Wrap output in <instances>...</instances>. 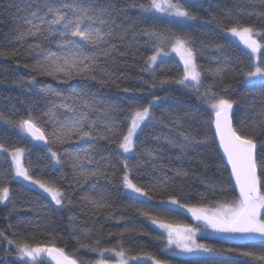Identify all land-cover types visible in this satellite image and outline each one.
Segmentation results:
<instances>
[{
  "label": "snow or ice",
  "instance_id": "obj_1",
  "mask_svg": "<svg viewBox=\"0 0 264 264\" xmlns=\"http://www.w3.org/2000/svg\"><path fill=\"white\" fill-rule=\"evenodd\" d=\"M193 2L124 0L123 4L118 5L116 0H24V6L20 7L15 0H8L7 11L15 21L12 29L15 35L11 38L19 41L21 48L28 50L31 60L26 59L22 65L19 60H15L19 48L0 47V57L13 58L15 63L35 73L26 81L12 80L17 87L28 91L37 84V76L51 78L60 84H68L70 81L115 83L109 65L120 63L119 58L128 55L127 51L120 50L119 44L129 41V38V42L135 41L137 37L144 38V42L153 49L152 54L145 58V66L141 71L153 77L150 86L155 87L158 59L175 53L183 64L182 75L175 79L163 78L158 83L161 86L176 84L193 94L203 105L200 111L206 112L209 120L201 132L203 138H206L209 131L214 129V139L218 141L223 158H226V168H230V182L234 181V190L238 191L234 199L206 200L201 193V202L189 203L169 194L167 199L159 203L171 207H165L163 211L151 210L155 206L147 202L154 199L157 185L145 186L135 182L132 173L141 163L138 161L133 165L130 161L135 155L139 134L155 120L153 108L162 99L160 96H154L146 105L105 108L110 102L100 95L85 91L82 85H76L71 90L48 85L42 88V91L47 92L43 109L35 108V102L28 103L25 115L18 116L14 109L11 115L0 112V122L11 126L17 132L18 139L25 143L42 142L48 153L49 167L55 169L57 166H66L71 169L70 184L83 185L90 180L100 179L112 183L116 176V166L111 164V152L102 149H110L114 145L117 149L115 154L122 164L119 185L133 198H144L138 203L146 204L147 207H138L137 213L159 230L154 238L163 239L164 251L174 257H193L197 264H213L208 257L231 255L248 258L244 264L264 262V251L238 247L216 248L199 243L196 238L200 233L203 236L213 234L233 239L259 237L264 241V96L258 100L253 98L251 112L234 123L236 116L233 109L238 101L231 98L232 85H223L226 70L199 65L197 48L190 34L169 32L151 26L163 23L161 17L173 21L196 20L197 16L190 11ZM248 2L255 5L257 0ZM259 3L264 4V0H259ZM130 11L139 13L136 19L129 18ZM235 11L238 15L229 11L220 18L215 15L212 17L213 21L223 25L222 31L227 35L225 43L212 42L207 47L219 54L218 58L227 60L226 45L242 46L239 47L240 54L250 61L247 70L239 69L244 81H258L264 85V27H257L251 19L244 21L241 18L246 15L249 18L257 16L264 19V12H258L255 7L246 9L239 4H236ZM140 23L148 26L140 27ZM232 70L236 71L235 67ZM205 73L213 77L212 83L206 82ZM217 84L221 85L218 90ZM122 91L142 93L144 90L125 87ZM21 103L25 104L24 101ZM172 123L177 129H183L180 118L173 119ZM178 135V140L171 136L154 135L152 138L163 139L166 144L178 147L180 155L177 159L188 156L189 150L197 151L196 146L204 142L200 134H194L191 130H181ZM100 141L105 143L101 145ZM26 151L30 149L12 144L0 136V161H7L10 170L0 176V204L5 207L13 204L8 185L12 178H19L38 189L39 194H46V199L50 198L52 207L45 205L49 213L73 205L71 195L63 190L57 180L31 173L30 168L24 164ZM144 152L149 158L148 162L157 157V153L150 148H145ZM201 163L208 166L204 158H201ZM109 168L113 170L109 171ZM170 170L177 177L188 175L182 167ZM62 175L68 176L69 173L65 171ZM205 183L206 187L216 190L215 185ZM96 189L93 183L79 196L82 210L103 212L111 209L112 205L106 200L104 192ZM180 210H186L192 219L200 222L203 231L201 227L173 223L164 215V212ZM108 218L119 221L123 216L115 217L109 212ZM67 219L73 227L72 238L77 241L79 248L96 253L97 259L83 260L76 255V251L69 252L66 246H58L51 233L48 239L38 240L34 235L20 231L13 232V238H9L8 234L0 231V246L7 245L3 251L12 255L14 250L16 257L15 261L6 260L4 264H112V261L105 258L106 253L117 258L115 264H144L145 260L152 264H166L151 253L131 255L122 241L114 247H102L100 240L85 243L84 240L90 239L88 233L92 229L77 225V215L70 214ZM138 234L149 235L146 232Z\"/></svg>",
  "mask_w": 264,
  "mask_h": 264
},
{
  "label": "trees",
  "instance_id": "obj_2",
  "mask_svg": "<svg viewBox=\"0 0 264 264\" xmlns=\"http://www.w3.org/2000/svg\"><path fill=\"white\" fill-rule=\"evenodd\" d=\"M15 3L20 7L24 6V0H15ZM116 3L118 5L123 4L124 0H116ZM7 4L8 0H0V47L19 48V55L14 59L19 60L22 65L26 59L30 61L31 57L26 48L20 47L19 41L11 38L15 35L12 31L15 21L8 14ZM236 4L246 9L255 7L258 12H264V4L259 3V0L255 5L249 3L248 0H197L193 2V6L190 8V11L197 16L196 20L178 22L161 17L163 23L151 25L169 32L190 34L197 48V63L204 68L219 67L226 70L223 85H232V88H230L231 98L238 101L233 109L236 116L234 123L251 112L250 105L253 98L258 100L264 96V85H261L258 81L246 83L243 73L239 71L241 68L247 70L250 64L249 59L240 54L239 47L241 46L227 47L226 45L225 55L229 57L227 60L222 57L218 58L219 54L207 47L212 42L225 43L226 34L222 31L223 25L213 21L212 17L215 15L220 18L225 12L229 11L233 15H238L235 11ZM137 15H139L137 11H130L129 18L134 20ZM241 18L244 21L251 19L255 21L257 27H264V19H259L257 16L249 18L242 15ZM139 26L145 27L148 25L140 23ZM130 40L131 38H129ZM129 41L119 44L120 50L127 51L128 55L120 57V63L109 65L115 83L108 84L91 81H70L68 84H60L51 78L37 76V84L28 91H24L13 84L12 80L23 79L26 81L35 73L15 63L13 58L0 57V112L11 115L14 109L18 116L25 115L26 104L33 102H35L33 103L35 108L43 109L47 101V92L42 91V88H46L48 85L61 90H71L76 85H82L85 91L100 95L105 101L110 102V104L105 105V108L115 106L127 108L133 104L146 105L154 96H160L162 99L153 108L155 120L148 129L139 134L135 155L130 161L133 165L138 161L141 163V166L134 168L132 173L135 182L145 186L157 185L154 199L147 202L155 206L151 210L163 211L165 207H170L162 206L159 203L160 200L167 199L169 194L176 195L181 201L189 203L201 202V193L206 200L234 199L237 193L234 190L233 182H230L229 170L219 153L217 141L213 136V129L209 131L206 138H203L201 132V129L207 126L209 120L208 114L200 111L203 105L193 94L181 89L176 84L161 86L158 83L160 79H175L182 75L181 65L173 58L158 60V67L155 72L157 83L155 87H151L153 77L142 72L141 69L145 66V58L152 54L153 49L144 42L142 37H137L132 42ZM201 48H203L202 51ZM52 50H56L54 46H52ZM233 67L236 71L232 70ZM204 78L209 84L213 81V77L207 73H205ZM216 79L219 78L216 77ZM145 81H148V83H145ZM125 87L143 88L144 91L142 93H125L122 91ZM216 87L218 90L221 85L217 84ZM129 97H132V99H129ZM21 101H24L25 104H22ZM189 112L192 114L188 115ZM177 118L181 119L183 129H177L176 125L172 123L173 119ZM181 130H191L194 134H200L204 139L203 143L196 146L197 151L189 150L188 156L182 159H177L180 155L178 147L166 144L163 139L155 140L152 138L154 135H158L161 137L171 136L178 140L180 139L178 133ZM0 136L12 144L24 147L26 150L30 149L25 153V166L29 167L34 175L57 180L63 190L71 195L74 202L73 205L65 207L62 211L49 213L45 207V205L52 207L49 198L46 199L44 194H39V190L12 178L8 186L13 204H9L7 207L0 204V231L8 234L9 238H13V232L20 231L27 235H34L38 240H46L49 238L48 234L51 233L55 237L58 246H66L69 252L76 251V255L83 260L97 259L98 255L96 253L79 248L77 241L72 238L73 227L69 225L67 217L74 214L78 216L77 225H84L92 229L88 233L90 239L84 240L85 243L100 240L102 247H114L122 241L124 248L129 250L131 255L147 252L157 259L165 261L166 264H197L196 259L193 257L178 258L171 255L170 252H165V241L154 238L159 230L136 211L138 207L144 208L147 205L138 203L143 199L133 198L132 195L126 194L118 183L122 164L115 154L117 149L114 145L110 149H102L111 152V164L116 166V176L113 178L112 183L100 179L77 185L69 183L71 169L66 166H57L55 169L48 166V153L45 147L19 140L17 132L11 126L2 122H0ZM104 143L103 141L99 142L101 145ZM145 148H150L157 153L155 160L148 162L149 158L145 155ZM201 158H204L207 167L201 163ZM177 167H182L188 172V175L177 177L175 172L170 170ZM112 170V168H109V171ZM9 171L8 162L0 161V176ZM65 171L69 173L68 176L62 175ZM205 182L215 185L216 190L213 191L211 187H206ZM93 183L96 184L97 191L104 192L106 200L112 205L111 209L95 212L94 210L85 211L80 208L82 202L79 201V196ZM221 188L223 191H221ZM109 212L113 213L115 217L123 216V219L118 221L116 218H108ZM164 215L173 223L193 225L191 217L182 211L164 212ZM9 224L12 225L11 228H9ZM139 232H146L149 235H140ZM198 241L216 248L238 247L256 252L264 251V241H261V239L233 241L220 237H200ZM6 247L7 245L0 246V264H4L6 260L15 261L16 259L14 250L12 255H8L3 251V248ZM105 258L111 260L110 256L106 255ZM207 259L212 261L213 264H237V262L244 264L248 260V258L235 255L213 256ZM130 264H135V262H130ZM249 264H264V262L255 261L249 262Z\"/></svg>",
  "mask_w": 264,
  "mask_h": 264
},
{
  "label": "rangeland",
  "instance_id": "obj_3",
  "mask_svg": "<svg viewBox=\"0 0 264 264\" xmlns=\"http://www.w3.org/2000/svg\"><path fill=\"white\" fill-rule=\"evenodd\" d=\"M194 1H197V0H194ZM162 18H165V17H162ZM165 19H168V18H165ZM178 22H186V21H178ZM226 34V33H225ZM227 35V34H226ZM230 38V37H229ZM231 39V38H230ZM242 47V46H241ZM163 58H165V59H167V58H173V59H175L180 65H181V67H182V70H183V64L180 62V59H179V57L175 54V53H172L170 56H167V57H162V58H159L158 60H160V59H163ZM16 180H18V181H20V182H22V183H24L25 185H27V186H29V187H32V188H35L34 186H32V185H28V183L26 182V181H23L22 179H19V178H15ZM36 189V188H35ZM38 190V189H37ZM128 194H130V193H128ZM45 196H46V194H44ZM130 195H132V194H130ZM137 198H140V199H144V198H142V197H137ZM50 199V198H49ZM171 207V206H170ZM180 211H182V212H184V213H186L188 216H190L191 217V214L190 213H187V211L186 210H180ZM191 219H192V217H191ZM192 221H193V225H192V227H201V229H202V231H203V226H202V224L200 223V222H197V221H195L194 219H192ZM154 226V225H153ZM155 227V226H154ZM158 230V229H157ZM200 237H219V236H216V235H213V234H209L208 236H203V235H201L200 233H198L197 234V241H198V238H200ZM220 238H224V239H229V240H233V241H244V240H250V239H248V238H244V239H240V238H235V239H233V238H227V237H220ZM251 239H260L259 237H255V238H251ZM199 242V241H198ZM110 256V258H111V260L110 261H112V264H115V260L117 259L113 254H111V253H106L105 254V256ZM144 263H148V264H152V262H150V261H148V260H145L144 261Z\"/></svg>",
  "mask_w": 264,
  "mask_h": 264
},
{
  "label": "water",
  "instance_id": "obj_4",
  "mask_svg": "<svg viewBox=\"0 0 264 264\" xmlns=\"http://www.w3.org/2000/svg\"><path fill=\"white\" fill-rule=\"evenodd\" d=\"M213 133H214V129H213ZM35 144L36 145H39L41 147H45L42 142H35ZM217 144H218V141H217ZM218 149H219V146H218ZM219 153L221 155L222 160L224 161V163L226 165V158H223V153H222V150L221 149H219ZM228 170H229V173H230V168H228ZM232 182H233V185H234V181H232ZM236 193L238 195V191L237 190H236Z\"/></svg>",
  "mask_w": 264,
  "mask_h": 264
}]
</instances>
